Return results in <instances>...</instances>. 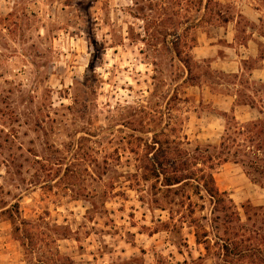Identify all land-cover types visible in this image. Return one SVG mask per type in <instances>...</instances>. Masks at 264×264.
Masks as SVG:
<instances>
[{"label": "rangeland", "instance_id": "374dc122", "mask_svg": "<svg viewBox=\"0 0 264 264\" xmlns=\"http://www.w3.org/2000/svg\"><path fill=\"white\" fill-rule=\"evenodd\" d=\"M245 3L264 28V0H0V264H221L230 232L264 235V216L242 207L264 206V188L240 164L213 172L240 223L204 192L189 215L190 186L142 179L164 151L217 145L230 107L240 123L264 117L256 61L232 73L190 53L201 27L223 56L227 19L242 41L257 26ZM14 203L32 248L7 217Z\"/></svg>", "mask_w": 264, "mask_h": 264}, {"label": "trees", "instance_id": "16d2710c", "mask_svg": "<svg viewBox=\"0 0 264 264\" xmlns=\"http://www.w3.org/2000/svg\"><path fill=\"white\" fill-rule=\"evenodd\" d=\"M211 1L199 0V4L204 10H207ZM218 13H216L217 16H219ZM233 111V107H231L230 115L223 112V116L226 117V125L217 145H208L203 151L196 147V154L189 157L183 156L178 149L175 152L164 151L158 160L152 158L147 160L148 165L143 166L145 173L142 179L155 178L166 187L168 192L173 191L174 193H178L180 190L184 192L185 187L190 186L191 190L186 195L189 215L195 212V202H192L191 197L204 192L212 200L216 211L223 213L228 211V213H224V217L230 218L229 222L240 223L241 215L236 205L226 191H220L217 188L213 172L221 164L232 161L244 167L246 175L254 183L264 188V117L240 123L236 120ZM153 144H158L161 150L167 142L153 141ZM166 154H170V156ZM242 207L246 208L244 216L248 222L254 217L264 216V206L252 207L249 202H246ZM6 211L21 246L26 248L28 246L26 241H30L31 247L33 240L36 241L37 238H33L35 234L26 226L30 222L20 217L18 204L14 203ZM20 223L24 225V228H20ZM225 233L229 234V231ZM230 233H232V238L224 239L219 246L221 264H264V255L261 252V249L263 250L261 246H264V235L258 232H255L254 235ZM195 237L196 243H202L200 234L196 232ZM252 241H255L256 244ZM204 249L209 251L208 243L204 244ZM61 258L62 261H70L66 256ZM45 262V260H39L40 264H46ZM57 262L60 261L57 260ZM60 264L64 263L60 262Z\"/></svg>", "mask_w": 264, "mask_h": 264}, {"label": "crops", "instance_id": "0c3cea01", "mask_svg": "<svg viewBox=\"0 0 264 264\" xmlns=\"http://www.w3.org/2000/svg\"><path fill=\"white\" fill-rule=\"evenodd\" d=\"M261 11L251 3L244 4V15L256 23V27L246 30L247 36L242 40H237L235 20L228 19L224 25H218L220 38L225 42L223 56H218V38L208 34L207 31L200 30L196 37L195 44L191 47L190 53L193 59L204 60L214 57L212 63H218V68L232 73L242 71V63L247 60L256 61L250 69L249 78L264 81V54L261 48L264 46V28H261ZM219 37V36H218ZM231 108V107H230ZM229 108V110H230Z\"/></svg>", "mask_w": 264, "mask_h": 264}]
</instances>
